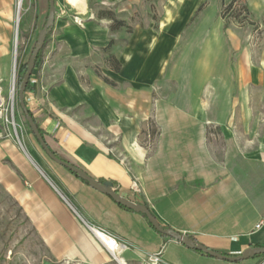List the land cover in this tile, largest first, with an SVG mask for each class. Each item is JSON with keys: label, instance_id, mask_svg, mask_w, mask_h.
<instances>
[{"label": "crops", "instance_id": "crops-1", "mask_svg": "<svg viewBox=\"0 0 264 264\" xmlns=\"http://www.w3.org/2000/svg\"><path fill=\"white\" fill-rule=\"evenodd\" d=\"M81 1L80 9L68 0H54L47 60L42 58L32 75L42 85H32L27 93L37 98L48 91L45 106L34 98L37 115L35 108L28 109L49 149L97 182L112 183L118 195L146 206L162 227L198 246L228 256L264 248V125L251 122L247 105V87L261 80L264 57L251 63L241 55L239 90L227 96V106H203L201 92L193 94L194 101H169L156 87L177 37L204 0H161L156 23H135L130 32L111 31L112 21L98 19L87 0ZM95 1L120 20L132 17L134 3H143ZM14 2L0 0V62L10 58ZM23 141V150L7 137L0 141V185L53 261L116 263L63 196L91 224L128 247L120 259L124 264L152 258L163 264H219L163 237L142 215L48 164L32 138ZM134 180L138 194L131 190Z\"/></svg>", "mask_w": 264, "mask_h": 264}, {"label": "rangeland", "instance_id": "rangeland-1", "mask_svg": "<svg viewBox=\"0 0 264 264\" xmlns=\"http://www.w3.org/2000/svg\"><path fill=\"white\" fill-rule=\"evenodd\" d=\"M68 1L80 9L84 4L81 0ZM142 1V4L132 5L131 18H116L125 24L123 29L126 32L132 30L135 23L144 26L151 22L155 24L159 19L161 0ZM234 1L232 7L227 9ZM17 2L18 0L14 2L10 58L7 63L0 62V141L7 137L23 150V140L30 137L33 139V147L45 161L63 170L46 156L34 137L29 134L25 119L15 102L17 61L22 57L24 61L29 60L46 22L48 3L47 0H23L17 16ZM87 4L95 15L106 9L99 6L95 0H87ZM176 43L164 76L156 87L157 92L169 101L184 102L194 101L193 94L201 92L200 102L203 106H209L210 103L215 107L227 106V96H234L239 90L236 65L241 55L247 56L251 63L264 57V0H246L244 5L239 0H204L186 29L177 37ZM47 53L48 44L43 50V61L47 60ZM35 76L36 86L42 85L38 75ZM247 90V105L252 109L251 122L264 125V71L261 80L248 86ZM210 92L216 96L211 98ZM34 98L38 99L36 102H39L40 107L49 103L47 89L40 91L37 98ZM34 111L37 115L38 109L35 108ZM6 118L9 119L8 123ZM217 262L229 264L220 260ZM0 264H66L49 258L24 214L1 185ZM113 264L124 263L119 261ZM143 264L163 263L147 259ZM233 264H264V256Z\"/></svg>", "mask_w": 264, "mask_h": 264}, {"label": "water", "instance_id": "water-1", "mask_svg": "<svg viewBox=\"0 0 264 264\" xmlns=\"http://www.w3.org/2000/svg\"><path fill=\"white\" fill-rule=\"evenodd\" d=\"M54 18H55V2L54 0H48V13H47V18L46 22L37 38L35 47L32 51V54L28 60L27 63V68L25 71V74L21 80V83L18 87L17 90V100H18V105L20 108V111L25 118V121L29 127V130L31 131L32 135L34 136L35 140L43 150V152L46 154V156L55 164L59 165L60 167L66 169L68 172L76 175L78 178L83 180L88 187L91 189L106 195L109 197L113 202H115L118 206H121L125 209H127L130 212L140 214L146 218V220L149 222L150 226L160 235L165 236L175 242H178L185 246L188 249L200 252L202 254H205L213 259H217L220 261H225L228 263H238L242 262L245 260H248L250 258H253L255 255L259 254H264V248H249L246 251H244L242 254L238 256H225L218 254L214 251H211L203 246H198L194 244L190 238H188L185 235L179 234L178 232H175L174 230L171 229H165L163 228L155 219V217L152 215L150 210L142 205V204H136L133 203L120 195L116 193V190L113 188L112 183L110 182H103L99 183L95 179L89 177L84 171L81 169L57 158L53 152L49 149L47 144L45 143L43 137H41L39 133V129L37 128L35 122L33 121L32 117L29 115V111L26 107L25 100H24V91L25 88L32 76L34 66H35V60L37 58L38 53L41 51L43 48V45L45 43L47 35L51 32L52 26L54 23Z\"/></svg>", "mask_w": 264, "mask_h": 264}, {"label": "built area", "instance_id": "built-area-1", "mask_svg": "<svg viewBox=\"0 0 264 264\" xmlns=\"http://www.w3.org/2000/svg\"><path fill=\"white\" fill-rule=\"evenodd\" d=\"M23 0H18L17 2V16L19 15V11L21 9V4ZM71 4V3H70ZM72 6L75 7V5L71 4ZM74 22L78 25H81V19L74 17ZM30 82L32 85L35 84L34 79L30 78ZM25 104L27 108H30V110L35 108L34 104V99L31 94H26L24 97ZM13 124L12 117L10 119ZM6 122H9V119L6 118ZM20 145V143H19ZM131 190L135 193L138 194L140 190V186L136 180H134L131 184ZM63 201L67 204V206L72 210L73 214L75 215L76 219L79 221V223L82 225L83 228H85L92 236L93 238L98 242V244L105 250L111 258L118 262L121 259V255L125 250H128V247L119 242L112 234L110 231H108L104 227L100 226H95L91 224L73 205L71 202H69L66 198L61 196ZM150 261L156 262L158 261L156 258L149 259Z\"/></svg>", "mask_w": 264, "mask_h": 264}, {"label": "trees", "instance_id": "trees-1", "mask_svg": "<svg viewBox=\"0 0 264 264\" xmlns=\"http://www.w3.org/2000/svg\"><path fill=\"white\" fill-rule=\"evenodd\" d=\"M239 2H241V3H243V5L245 4V2H246V0H239ZM235 3V1L233 2V3H231V4H229L228 5V7H227V9H230L231 7H232V5ZM246 6H243V8H245ZM96 17L98 18V19H107V20H111L112 21V24H111V26H110V30L111 31H117V30H119V29H121V28H124L125 27V24L122 22V21H120V20H117L116 19V17H115V15H114V13L112 12V11H110V10H106V9H102V10H100L98 13H97V15H96ZM131 30H127V32H130ZM49 36H50V33L47 35V37H46V40H45V43H44V45H43V48L41 49V51L38 53V55H37V58H36V60H35V66L36 65H39L41 62H42V58H43V50H44V48H45V46H46V43H47V40H48V38H49ZM33 51V50H32ZM31 54H32V52H31ZM31 54H30V56H31ZM110 60H111V64H112V67H113V70L114 71H118L119 70V64L116 62V61H114V59L111 57L110 58ZM27 63H28V60L27 61H24V58L22 57L21 59H19L18 61H17V68H16V93H17V90H18V87H19V85H20V83H21V80H22V78H23V76H24V74H25V71H26V68H27ZM35 66H34V69H35ZM34 71V70H33ZM33 74V73H32ZM33 91V88H32V84H31V82H30V80H29V82H28V84H27V86H26V88H25V91H24V97H25V95L28 93V92H32ZM15 102H16V105L18 106V108H19V105H18V100H17V94H16V99H15ZM28 109V108H27ZM28 111H29V115L32 117V119H33V121L35 122V124H36V126H37V128H38V125H37V123H36V120H35V117H34V115H33V113L28 109ZM25 119V118H24ZM26 122V121H25ZM26 124V126H27V128H28V131H29V134L30 135H32V133H31V131L29 130V127H28V125H27V123H25ZM39 129V128H38ZM39 133H40V135H41V137H43V139H44V134H43V132L39 129ZM33 136V135H32ZM34 137V136H33ZM35 139V138H34ZM36 141V140H35ZM37 142V141H36ZM39 145V144H38ZM54 154V153H53ZM55 155V154H54ZM56 157H57V155H55ZM58 158V157H57ZM72 174V173H71ZM75 178H77V179H79L82 183H84L85 185H86V183L83 181V180H81L80 178H78L76 175H74V174H72ZM119 207H121V206H119ZM122 209H124V210H126V211H128L127 209H125V208H123V207H121ZM144 217V216H143ZM145 218V217H144ZM146 219V218H145ZM148 224H149V222H148ZM149 226H150V224H149ZM151 227V226H150ZM152 228V227H151ZM163 228H165V229H168L167 227H163ZM153 229V228H152ZM163 237H165V236H163ZM258 248H261V247H258ZM200 253V252H199ZM225 256H228V255H225ZM261 256H264V254H259V255H255L254 257H253V259L254 258H259V257H261Z\"/></svg>", "mask_w": 264, "mask_h": 264}]
</instances>
